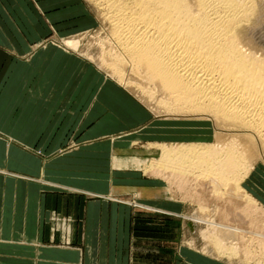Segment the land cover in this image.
I'll return each mask as SVG.
<instances>
[{
	"label": "rangeland",
	"instance_id": "1",
	"mask_svg": "<svg viewBox=\"0 0 264 264\" xmlns=\"http://www.w3.org/2000/svg\"><path fill=\"white\" fill-rule=\"evenodd\" d=\"M260 9L255 18L256 27L249 34L250 42L244 41L246 46L251 43L258 54L264 53V3ZM106 13V8L97 0H0V61H46L48 74L57 76L47 83V93L53 94L56 87L63 88L66 97L59 102L64 111L81 109V104L87 100V91L94 95L91 101L95 103V110L97 104L105 101L106 136L127 135L152 120L167 117L205 120L198 126L203 125L199 129L205 130L201 135L206 136L199 140L137 138L132 140L131 146L122 147L123 154L138 155L127 157L121 164L132 167L138 176L122 174L113 177L111 183L132 182L137 178L148 182L140 186L150 187L154 186L150 181L156 180L163 187V197L144 195L141 198L132 191L114 195L115 199L130 206L125 223L123 215L117 214L107 225L108 235L116 240L106 242L107 247L121 245L123 264H264V146L256 136L250 137L254 141L245 139V133L251 134L248 131L223 126L212 114L178 107L158 83L131 62H109V53L118 54L119 51ZM258 21L260 24L256 23ZM68 41L73 43L69 45ZM79 63L84 65L80 68L93 74L81 76L76 90L84 92L77 97L70 83L66 87V81ZM40 68L43 66H31L37 71ZM36 75L30 78L29 102H25L33 109L44 100L37 95ZM86 110L84 108V112ZM68 130V142L54 152L69 150L84 141L79 135L72 139L74 130ZM248 141L254 142L253 145ZM187 142L212 145L222 152L234 147L243 154L242 172L237 177L240 194L227 195L233 183L225 193L217 192L208 180L194 176L192 171L190 174L177 173L169 167L172 163L159 162L163 153L160 145L176 148ZM33 149L39 150L38 147ZM146 198L167 202L155 203L156 209H153L145 206L151 204ZM184 215L228 223L241 232L238 236L217 229L216 232L213 227L193 223ZM119 236L121 242L117 241Z\"/></svg>",
	"mask_w": 264,
	"mask_h": 264
},
{
	"label": "crops",
	"instance_id": "2",
	"mask_svg": "<svg viewBox=\"0 0 264 264\" xmlns=\"http://www.w3.org/2000/svg\"><path fill=\"white\" fill-rule=\"evenodd\" d=\"M45 62L0 61V264H123L121 245H106L116 242L107 225L117 214L125 223L130 205L113 196L132 191L141 198L163 197V187L156 180L150 181L154 186H140L148 182L137 178L111 183L122 174L138 176L132 167L121 165L138 155H125L122 147L137 138L199 140L206 136L199 129L203 125L198 126L205 120L167 117L127 135L106 136V102L95 110L94 95L87 91L81 109L64 111L59 102L66 97L63 88L47 93V83L57 76L48 74ZM32 65L43 68L37 71ZM83 66L79 63L66 81L77 97L84 92L76 90L81 76L92 72ZM35 72L37 95L44 100L33 109L25 102ZM68 129L74 130L72 139L79 135L84 141L54 152L68 142ZM145 200L153 209L155 203L167 202Z\"/></svg>",
	"mask_w": 264,
	"mask_h": 264
},
{
	"label": "bare ground",
	"instance_id": "3",
	"mask_svg": "<svg viewBox=\"0 0 264 264\" xmlns=\"http://www.w3.org/2000/svg\"><path fill=\"white\" fill-rule=\"evenodd\" d=\"M97 1L106 8L119 51L109 53V62H131L158 83L178 107L212 114L223 126L248 131L251 134L245 133V139L256 136L264 146V53H256L251 43L246 46L264 0ZM160 146L159 162L172 163L169 167L175 172L192 171L222 193L233 183L227 195L240 194L237 177L242 172L243 154L236 148L223 153L212 145L192 142L176 148ZM184 216L216 232L234 236L241 232L228 223Z\"/></svg>",
	"mask_w": 264,
	"mask_h": 264
}]
</instances>
